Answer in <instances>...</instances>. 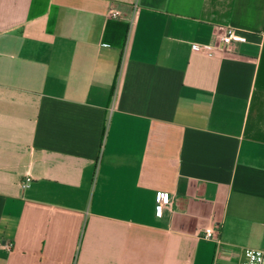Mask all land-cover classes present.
<instances>
[{
  "label": "crops",
  "instance_id": "1",
  "mask_svg": "<svg viewBox=\"0 0 264 264\" xmlns=\"http://www.w3.org/2000/svg\"><path fill=\"white\" fill-rule=\"evenodd\" d=\"M229 27L246 41L223 45ZM249 248L264 251V0H0V264Z\"/></svg>",
  "mask_w": 264,
  "mask_h": 264
},
{
  "label": "built area",
  "instance_id": "2",
  "mask_svg": "<svg viewBox=\"0 0 264 264\" xmlns=\"http://www.w3.org/2000/svg\"><path fill=\"white\" fill-rule=\"evenodd\" d=\"M112 18H119L120 12L117 10H113L111 13ZM246 37L244 36V33L236 28L229 27L225 29L223 34L220 37V42L225 46H230L237 42H245ZM196 49L201 51L204 54L212 55L216 52V49L212 46L207 45H197ZM31 178L28 177L24 183V188H28L30 186ZM160 204H159V210H160V216H165L168 209H170V204L172 202V195L169 193H161L159 196ZM205 238L214 240L217 239V235L215 233V230L212 228H208L205 231ZM8 249L12 248L11 244L6 245ZM212 264H222L220 261L216 258L214 259ZM237 264H264V251L260 249H246L245 250V260L241 261Z\"/></svg>",
  "mask_w": 264,
  "mask_h": 264
},
{
  "label": "trees",
  "instance_id": "3",
  "mask_svg": "<svg viewBox=\"0 0 264 264\" xmlns=\"http://www.w3.org/2000/svg\"><path fill=\"white\" fill-rule=\"evenodd\" d=\"M116 78H117V76H116ZM115 88H116V80H114V84H113V87H112V90H111V96L114 95Z\"/></svg>",
  "mask_w": 264,
  "mask_h": 264
}]
</instances>
